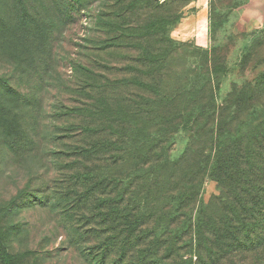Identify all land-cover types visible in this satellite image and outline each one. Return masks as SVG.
<instances>
[{
	"label": "trees",
	"instance_id": "obj_1",
	"mask_svg": "<svg viewBox=\"0 0 264 264\" xmlns=\"http://www.w3.org/2000/svg\"><path fill=\"white\" fill-rule=\"evenodd\" d=\"M96 1V18L112 35L101 47L116 50L110 57L120 52V63L99 66L106 73L94 77L99 98L82 79L71 91L86 101L62 106L96 118L98 131L74 122L54 139L74 141L71 157L97 166L81 167L65 194L42 190L44 198L33 197L32 206L53 215L68 250L76 249L86 264H264V113L241 110L258 107L264 71L254 85L233 86L226 99H217L226 68L217 64L216 46L209 52L172 40L181 14L141 26L134 15L158 11V0ZM180 46L201 71L176 72L184 59ZM37 132L40 141L54 137L40 124ZM92 133L99 141H78ZM206 181L216 184L207 202ZM6 252L3 263L18 264Z\"/></svg>",
	"mask_w": 264,
	"mask_h": 264
},
{
	"label": "rangeland",
	"instance_id": "obj_2",
	"mask_svg": "<svg viewBox=\"0 0 264 264\" xmlns=\"http://www.w3.org/2000/svg\"><path fill=\"white\" fill-rule=\"evenodd\" d=\"M72 1L0 0V264L8 250L18 264H86L76 249L68 250L67 235L56 227L53 215L32 206L33 197L42 196V190L69 192L70 178L97 164L71 157L74 141L54 138L63 136L65 125L74 122L98 131L96 118L68 114L69 109L62 106L72 108L84 102L85 98L71 91L82 79L91 81L92 93L99 98L101 82L94 77L106 74L99 66L120 63V52L110 57L107 52L116 50L101 47V40L112 36L110 27L96 18L101 4L84 0L75 5ZM164 1L158 0L162 4L158 11L149 9L154 17L149 18L145 9L144 15H134L135 22L142 26L148 19L165 20L177 14L183 19L195 8V0ZM204 14L196 24L195 36L188 26L186 35L171 32L170 37L202 51L210 52L216 46L217 64L226 68V75L214 93L217 99H226L233 86L239 90L246 83L254 85L264 71V0H204ZM245 46L251 51H244ZM179 48L184 59L176 72L200 68L199 61L184 54L189 48ZM99 51L107 54V62ZM255 91L245 90L244 95L252 97ZM258 96V107L249 104L241 110L249 115L264 113V92ZM63 112L68 115L60 117ZM39 124L53 131L54 137L40 141L36 135ZM99 137L92 133L77 140L97 142ZM66 163L73 167L64 168ZM215 194L216 184L206 181L204 201Z\"/></svg>",
	"mask_w": 264,
	"mask_h": 264
},
{
	"label": "crops",
	"instance_id": "obj_3",
	"mask_svg": "<svg viewBox=\"0 0 264 264\" xmlns=\"http://www.w3.org/2000/svg\"><path fill=\"white\" fill-rule=\"evenodd\" d=\"M193 7L191 8V11L187 14H185L184 18L180 21V23L177 25L176 28H174V31L179 36L186 35V31L188 30V26H191V29L193 31V34L195 36L196 34V24L200 22L201 19L204 18V0H195L193 2ZM202 45V44H201Z\"/></svg>",
	"mask_w": 264,
	"mask_h": 264
}]
</instances>
